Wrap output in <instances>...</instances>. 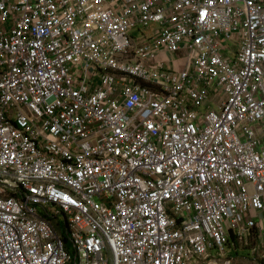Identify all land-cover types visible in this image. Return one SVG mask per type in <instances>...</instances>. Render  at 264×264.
<instances>
[{
	"label": "built area",
	"instance_id": "1",
	"mask_svg": "<svg viewBox=\"0 0 264 264\" xmlns=\"http://www.w3.org/2000/svg\"><path fill=\"white\" fill-rule=\"evenodd\" d=\"M251 239L264 264V0H0V264Z\"/></svg>",
	"mask_w": 264,
	"mask_h": 264
},
{
	"label": "rangeland",
	"instance_id": "2",
	"mask_svg": "<svg viewBox=\"0 0 264 264\" xmlns=\"http://www.w3.org/2000/svg\"><path fill=\"white\" fill-rule=\"evenodd\" d=\"M255 245V240L250 241L249 245H238L237 247H232V250L228 256L232 258L237 264H263L261 261L256 258H252L251 250ZM237 250L240 251L241 254H236Z\"/></svg>",
	"mask_w": 264,
	"mask_h": 264
},
{
	"label": "crops",
	"instance_id": "3",
	"mask_svg": "<svg viewBox=\"0 0 264 264\" xmlns=\"http://www.w3.org/2000/svg\"><path fill=\"white\" fill-rule=\"evenodd\" d=\"M236 252H237L236 254H241L239 250H237Z\"/></svg>",
	"mask_w": 264,
	"mask_h": 264
},
{
	"label": "trees",
	"instance_id": "4",
	"mask_svg": "<svg viewBox=\"0 0 264 264\" xmlns=\"http://www.w3.org/2000/svg\"><path fill=\"white\" fill-rule=\"evenodd\" d=\"M71 252H72V254L75 256V253H74V251H73V250H71Z\"/></svg>",
	"mask_w": 264,
	"mask_h": 264
}]
</instances>
